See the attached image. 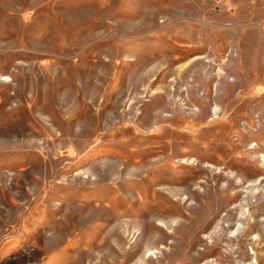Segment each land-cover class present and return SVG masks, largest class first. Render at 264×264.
Here are the masks:
<instances>
[{"label":"rangeland","instance_id":"rangeland-1","mask_svg":"<svg viewBox=\"0 0 264 264\" xmlns=\"http://www.w3.org/2000/svg\"><path fill=\"white\" fill-rule=\"evenodd\" d=\"M0 264H264V0H0Z\"/></svg>","mask_w":264,"mask_h":264},{"label":"crops","instance_id":"crops-1","mask_svg":"<svg viewBox=\"0 0 264 264\" xmlns=\"http://www.w3.org/2000/svg\"><path fill=\"white\" fill-rule=\"evenodd\" d=\"M78 191V192H77ZM73 195H75V197H79V196H82V197H84V198H90L91 197V190H89V191H83V190H80V189H77L76 190V193H74ZM62 252H59L58 254V257H61L62 256V254H61ZM57 257V258H58Z\"/></svg>","mask_w":264,"mask_h":264}]
</instances>
